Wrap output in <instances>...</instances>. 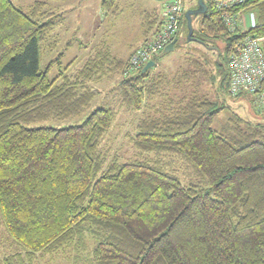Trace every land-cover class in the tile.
<instances>
[{"label":"trees","instance_id":"trees-1","mask_svg":"<svg viewBox=\"0 0 264 264\" xmlns=\"http://www.w3.org/2000/svg\"><path fill=\"white\" fill-rule=\"evenodd\" d=\"M185 1L173 51L184 29L186 41L215 58L200 50L186 54L172 83L179 94L187 87L188 95L184 90V97L166 101L165 76L151 74L165 48L133 69L102 40L73 75L60 68L50 79L63 53L43 70L40 61L57 46L49 38L58 16L46 0L27 13L0 0V225L9 248L0 264L42 257L72 258V264H264V123L258 118L264 79L254 95L244 92L258 120L233 115L220 132L213 123L224 107L206 90L230 94L237 46L247 37L264 38V0L233 6L202 0L206 11L190 36ZM101 7L120 13L116 0H102ZM160 7V16L146 17L133 54L160 31ZM247 11L255 14L253 26L242 30L239 15ZM225 14L237 19L234 31ZM152 60L154 67L142 72ZM113 77L119 79L110 107L94 109L80 125H43L82 116L97 95L92 84ZM155 99L158 110L143 114L131 137L135 149L153 158L107 164L101 143L115 122L114 107L134 113ZM168 157L182 164L184 176Z\"/></svg>","mask_w":264,"mask_h":264},{"label":"rangeland","instance_id":"rangeland-1","mask_svg":"<svg viewBox=\"0 0 264 264\" xmlns=\"http://www.w3.org/2000/svg\"><path fill=\"white\" fill-rule=\"evenodd\" d=\"M35 1L43 0H11L16 8L25 13L29 11L30 6ZM46 1H48L50 11L58 16L59 22L49 38V42H56L57 46L51 54L47 53L42 56L40 61L41 70L46 67L49 61L57 60L59 53H63L64 55L62 65L59 67L55 63L51 69V73L49 74L50 79L58 74L60 68H67L66 74L73 75L74 72L84 65L98 46L102 45V40L109 46L113 57L128 61L129 63L133 52L138 48L145 36V29L148 27L146 17L148 15L153 16L149 13L150 10L153 9L152 7H157V3L160 5L156 0H124L120 3V13L116 15L114 12L105 14L102 11V0ZM196 4V0H186L184 6L185 12L195 10ZM251 17L253 18V15ZM199 26L200 14L193 15L191 27L194 30H198ZM180 35L177 48L174 51L160 55L157 59L155 58L157 62L151 71L152 75L161 74L165 76L167 82L164 87L166 90V101L170 98L175 100L176 98L184 97V90H186V95H188L187 87H183L179 94L173 85L175 83L174 75L181 69L186 54H196L197 52L194 50L208 52L200 47V45L186 41L184 29ZM208 54L215 58V54L212 52H208ZM118 79V77H113L112 79H104L99 83L92 84L97 95L82 116L65 121L48 122L43 125L55 128L80 125L94 109L110 107L112 102V97L110 96L112 93L109 92H115ZM210 88V86L206 88L209 98L217 101L220 106L224 107L213 123V128L216 131L220 132L221 125H225L228 118H232L233 115L247 120H258L254 114L255 109L251 102V96L247 93L234 97L225 90L217 93L215 86ZM159 103L160 99H155L146 106H143L142 110L134 113L127 112L119 105L114 107L117 111L115 122L101 143V150L107 164L111 163L115 158L121 163L153 158L152 155H145L135 149L131 137L134 134L138 120L145 113L155 114V109L158 110ZM151 105H153V108L150 107ZM258 118L264 123V116ZM168 160H171L173 168L179 175L184 176L182 164L173 157H168ZM2 230L3 228L0 225V257L9 251ZM61 255L63 256L64 254ZM50 259L42 257L37 259L34 264H72V258L69 261H63L62 258L52 260V257H50Z\"/></svg>","mask_w":264,"mask_h":264},{"label":"built area","instance_id":"built-area-1","mask_svg":"<svg viewBox=\"0 0 264 264\" xmlns=\"http://www.w3.org/2000/svg\"><path fill=\"white\" fill-rule=\"evenodd\" d=\"M162 4L163 25L154 38L138 49L130 59L133 69L139 67L150 58L151 54L161 51L176 36L179 29V21L183 11V0H156ZM244 0H223L221 5H238ZM252 18V17H251ZM223 21L228 31H234L237 19L225 14ZM253 26V18L252 23ZM230 86L229 91L233 96L247 92L254 95L259 91L264 79V54L260 41L255 37H247L237 46L236 54L230 61ZM260 103L264 106V93L259 95Z\"/></svg>","mask_w":264,"mask_h":264},{"label":"water","instance_id":"water-1","mask_svg":"<svg viewBox=\"0 0 264 264\" xmlns=\"http://www.w3.org/2000/svg\"><path fill=\"white\" fill-rule=\"evenodd\" d=\"M198 8L196 10H189L185 13V17L187 19V26H188V29H189V32H188V36L191 35L192 33V27H191V16L192 15H196V14H202L206 11V7L204 5V3L202 2V0H199L198 1ZM176 43V39H174L171 43H169L165 49H164V52L165 53H168V52H171L173 51V47ZM154 66V62L153 61H149L142 69V72H145L147 71L148 69L152 68Z\"/></svg>","mask_w":264,"mask_h":264},{"label":"crops","instance_id":"crops-1","mask_svg":"<svg viewBox=\"0 0 264 264\" xmlns=\"http://www.w3.org/2000/svg\"><path fill=\"white\" fill-rule=\"evenodd\" d=\"M97 1V0H96ZM121 1H124V0H116L117 2V5H118V9L120 7V3ZM157 3V2H156ZM157 7H152L153 9L150 10L149 13L151 14H157L158 16H160V10H161V7L160 5L157 3L156 5ZM251 15H255L254 13H252L251 11H247V12H242L240 15H239V20H240V23L242 24V27L241 29L242 30H248L251 26V23H252V18H251ZM255 17V16H254ZM256 22V20H255ZM143 41V39H142ZM141 41V42H142ZM260 44H261V47H262V51H263V54H264V38H261L260 39Z\"/></svg>","mask_w":264,"mask_h":264}]
</instances>
